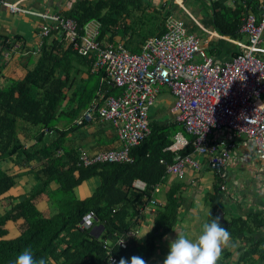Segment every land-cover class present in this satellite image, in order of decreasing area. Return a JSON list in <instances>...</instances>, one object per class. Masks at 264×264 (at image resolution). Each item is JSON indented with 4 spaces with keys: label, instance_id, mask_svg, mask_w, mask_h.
<instances>
[{
    "label": "trees",
    "instance_id": "16d2710c",
    "mask_svg": "<svg viewBox=\"0 0 264 264\" xmlns=\"http://www.w3.org/2000/svg\"><path fill=\"white\" fill-rule=\"evenodd\" d=\"M242 1L233 11L213 12L210 28L230 39L242 38L238 33L241 18L245 13L255 14L256 0ZM142 3L139 0H71L70 8L62 16L75 20L81 30L87 22L98 21L101 28L96 41L101 46H106L105 40L112 42L121 29L125 35L129 33L124 46L130 52L140 53L147 38L134 36L135 42H132L134 30L143 24L131 22L130 17ZM170 15V11L165 13L154 36L165 32L164 22ZM65 42V35L58 32L38 37L34 47L18 36L0 35L1 50H10L17 43L18 52L12 55L18 54L19 58L28 55L22 64L25 72L17 78L7 74L12 55L6 62L3 57L0 59V161L16 157L20 160V170L30 161L42 162V167L34 173L35 185L24 199L19 203L7 198L2 200L0 264H10L25 248H30L35 258L44 257L46 264H106L109 258L118 264L121 257L129 259L133 255L149 264L161 249L163 238L177 224L181 199L170 188L165 203L156 207L154 217L141 216V212L149 200L156 199L154 186H162L167 165L173 163L177 154L166 148L177 132L184 133L183 128L173 120L165 124L151 121L150 135L130 149L131 163L78 165L79 153L65 148L66 133L55 128L57 121L61 116L75 121L100 94L116 96L120 91L106 83L103 70L93 69V55L81 56L68 42L65 47ZM44 132H49L52 139H47L49 133ZM20 134L23 135L19 137ZM184 135L190 143L193 141L192 136ZM59 149L64 152L62 157L56 156ZM192 151L190 144L178 154L183 156ZM22 173L19 171L17 176ZM91 178H97V188L91 196L78 199L74 189ZM15 180V176L0 169V197L15 185ZM135 180L145 183L144 191L132 189ZM222 201L219 186H215L208 196L210 211L206 222L218 217ZM41 203H47L46 213ZM50 209L55 213L51 214ZM87 214L95 219L93 225L103 227L98 237L91 233V228H78ZM146 218L152 222L144 237L127 239L124 249L115 242L105 246L106 240H114L113 235L125 238L126 233L134 232ZM224 225L230 233L229 239L241 238L246 245L237 251L236 257L230 249L221 250L216 264H264V209L244 217L232 216Z\"/></svg>",
    "mask_w": 264,
    "mask_h": 264
},
{
    "label": "built area",
    "instance_id": "2783aa9c",
    "mask_svg": "<svg viewBox=\"0 0 264 264\" xmlns=\"http://www.w3.org/2000/svg\"><path fill=\"white\" fill-rule=\"evenodd\" d=\"M3 6L12 14L38 19L39 37L58 32L65 35L79 55H93V69L103 70L106 83L120 91L116 96L100 94L75 124L95 119L111 123L121 148L93 155L79 152L78 165L131 163L130 149L150 135L149 111L162 87H167L174 98L170 114L184 132H177L166 148L177 153L173 163L167 165L166 175L182 178L186 167L199 169L195 156L206 157L208 168L220 173L231 159L237 137L251 141L254 156L264 161V0H256L257 15L242 16L238 30L241 39H229L206 30L207 34L234 44L235 56L222 62L209 56L200 47L199 37L172 15L165 19L163 34L147 39L140 53H132L122 44L101 46L96 41L101 28L96 20L87 22L81 30L75 20L56 13L25 10L19 2H4ZM184 134L192 136L193 141L190 143ZM190 144L193 147L190 154H178ZM62 154L60 149L56 152L57 157ZM145 187L139 180L132 183V189L137 191L142 192ZM154 192H160L159 185L154 186ZM149 201L141 216L154 217L156 207L161 204L156 199ZM93 220L91 214L83 216L78 228H91ZM137 235L139 228L126 233L122 244L119 242L123 238L116 235L113 241L124 249L127 239ZM109 261L108 264L115 263L112 258Z\"/></svg>",
    "mask_w": 264,
    "mask_h": 264
},
{
    "label": "crops",
    "instance_id": "0c3cea01",
    "mask_svg": "<svg viewBox=\"0 0 264 264\" xmlns=\"http://www.w3.org/2000/svg\"><path fill=\"white\" fill-rule=\"evenodd\" d=\"M70 1L0 0V35L18 36L27 45L34 47V43L37 41L36 32L39 25V21L36 18V20H33L31 16L29 17L26 14L10 13L3 6L4 2H19L27 10L56 13L62 16V13L70 8ZM139 3L142 4L137 6L139 8L135 7L136 10L133 11L130 19L131 22L142 23L143 25L140 24V28L134 30L132 42H135L136 36H138V38L136 37L137 39L141 37L145 40L157 35L165 13L170 11L171 15L183 21L188 30L199 37L200 47L215 61L222 62L234 55L236 50L234 44L227 39H217L207 34L206 30L216 33L210 28L213 12L233 11L239 3H243L242 0H139ZM201 3L205 4L207 12L204 13L202 11ZM255 14L257 15V12ZM128 34L125 35L123 30L119 29V32L113 36L112 42L107 40L104 42L107 44H122L124 46L125 41L129 40ZM66 45L67 42H65V47ZM17 55H12L7 64L9 66L7 72L9 77H21L25 72L22 64L26 63L28 55H23L22 58ZM262 58L264 59V55ZM196 61H199L198 57H196ZM83 78L85 79L86 76L83 75ZM162 101L164 102V100ZM173 102L174 99L168 104L167 108L161 103L155 111L152 110V115L149 114V124L151 121L165 124L172 120L170 108ZM55 128L58 132L66 133L64 146L68 150H73L74 153L84 152L87 155H93L98 151L121 148L116 130L109 122H101L95 119L91 122L77 125L74 120L70 121L68 117L61 116ZM22 135L20 134L19 137ZM46 138L52 139V135H47ZM235 143L236 148L232 152L229 164L227 163L220 173H215L208 168L206 157L195 156L194 159L198 161L199 169L186 167L182 178L166 175L156 200L161 204L165 203L166 193L172 188L181 199V207L176 226L161 242L162 249L168 251V244L170 240L175 239L177 235L175 231L177 229H183L184 234L189 235L193 239L200 234L210 211L208 196L211 195L215 186H219V192L223 199L221 209L225 221H228L232 216L244 217L254 211L264 209V161H260L254 156L251 141L243 137H237ZM19 164L20 160L16 157L5 158L0 161V169L16 178L15 185L7 194L0 197V215L4 213L2 200L7 198L11 199L13 203H19L24 199L23 197L27 196L35 185L34 173L42 167V162L30 161L27 166L20 170ZM19 171L23 173L17 176ZM97 186V178L85 180L74 189L75 196L83 200L91 196ZM51 187L55 188L54 185H51ZM46 204L41 203L42 208L45 207L44 213L47 211ZM151 222V218L150 220L147 218L145 221L141 220L142 225L139 227V235H141L140 231L142 228L146 230V233L150 231ZM245 245L246 243L242 242L241 238L240 240L229 239L222 245L221 250L230 249L231 252L235 253L234 256L236 257L237 251L245 247Z\"/></svg>",
    "mask_w": 264,
    "mask_h": 264
},
{
    "label": "clouds",
    "instance_id": "9594fccd",
    "mask_svg": "<svg viewBox=\"0 0 264 264\" xmlns=\"http://www.w3.org/2000/svg\"><path fill=\"white\" fill-rule=\"evenodd\" d=\"M38 31L39 30H37L36 32V39L39 37ZM16 44L17 43H15V45H13L10 50L0 49V59L3 57V60L6 62L13 53L18 52V45ZM7 53L9 55L5 57V54ZM63 154L60 157H62ZM223 222L226 224V221L224 219ZM224 223H221L219 217H212L209 222L203 224L200 234L195 239L191 238L189 235L184 234L183 229H177L175 231L177 235L175 239L170 240L168 244V251L162 261V264H216L217 258L221 253L222 245H224L230 237V233ZM99 226L100 225H93L91 227V233L95 234L97 237L103 231L100 230ZM143 237H140L139 239ZM123 241L124 238L120 240L119 244H122ZM106 243L110 245L111 243H114V241L112 239H108L106 240ZM157 255L158 254H156L155 256ZM160 256H163V254H160ZM154 257L152 259H154ZM109 262L110 261L108 260L106 264H108ZM10 264H46V259L44 257L35 258L31 249L25 248L17 254L15 259L11 261ZM118 264H146V261L140 256L133 255L129 259L121 257L118 261Z\"/></svg>",
    "mask_w": 264,
    "mask_h": 264
},
{
    "label": "rangeland",
    "instance_id": "374dc122",
    "mask_svg": "<svg viewBox=\"0 0 264 264\" xmlns=\"http://www.w3.org/2000/svg\"><path fill=\"white\" fill-rule=\"evenodd\" d=\"M208 1V0H207ZM202 4V3H201ZM200 4V6H201V8H202V11L205 13V12H207V9L205 8V4L203 5H201ZM232 16V15H231ZM30 17V16H29ZM31 19H33V20H36L35 18H33V17H31ZM263 40H264V34H263ZM128 47H131V43L128 45ZM174 98H173V96H172V94L170 93V91H169V89L167 88V87H162L161 88V91L159 92V94L156 96V99H154V102H153V106H152V108H151V110H150V115H152V110L153 111H155L158 107H159V104H161V103H163V105L164 106H166V108L168 107V104H170L171 102H172V100H173ZM162 100H164V102L162 101ZM167 103V104H166ZM166 104V105H165ZM229 164V163H228ZM218 180V179H217ZM50 213L51 214H54L55 213V211H53V209H50ZM147 226H149V225H147ZM145 228H147V227H145ZM140 234L142 235V236H144V235H146V230L144 229V228H142L141 229V231H140ZM163 254V256H160V254ZM157 254L159 255H157V256H155L154 257V259H152L150 262H149V264H162V261H163V259H164V257L166 256V254H167V251L166 250H164V249H160L158 252H157Z\"/></svg>",
    "mask_w": 264,
    "mask_h": 264
},
{
    "label": "water",
    "instance_id": "95a60500",
    "mask_svg": "<svg viewBox=\"0 0 264 264\" xmlns=\"http://www.w3.org/2000/svg\"><path fill=\"white\" fill-rule=\"evenodd\" d=\"M218 217L220 218L221 223H224L223 222V215H222L221 209H218ZM99 228H100V230H103V227L102 226H99Z\"/></svg>",
    "mask_w": 264,
    "mask_h": 264
}]
</instances>
